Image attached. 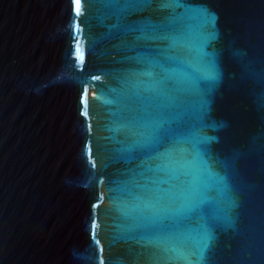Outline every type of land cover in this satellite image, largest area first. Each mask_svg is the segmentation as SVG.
I'll return each mask as SVG.
<instances>
[{
	"label": "water",
	"instance_id": "obj_1",
	"mask_svg": "<svg viewBox=\"0 0 264 264\" xmlns=\"http://www.w3.org/2000/svg\"><path fill=\"white\" fill-rule=\"evenodd\" d=\"M172 247L264 264V0H0V264Z\"/></svg>",
	"mask_w": 264,
	"mask_h": 264
},
{
	"label": "snow or ice",
	"instance_id": "obj_2",
	"mask_svg": "<svg viewBox=\"0 0 264 264\" xmlns=\"http://www.w3.org/2000/svg\"><path fill=\"white\" fill-rule=\"evenodd\" d=\"M73 2H74L76 14L79 15L81 12V0H73ZM76 54H77V58L81 62H83L84 53L79 44H77L76 46ZM93 228H95V224H93ZM163 251H165L166 253L168 252L172 253V256L170 258V264H190V262L187 260V257L184 256L182 252L175 247L164 248Z\"/></svg>",
	"mask_w": 264,
	"mask_h": 264
}]
</instances>
